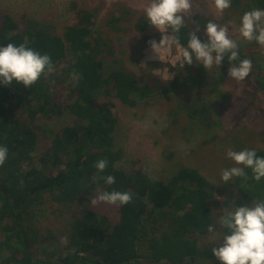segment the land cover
Returning a JSON list of instances; mask_svg holds the SVG:
<instances>
[{
  "label": "trees",
  "instance_id": "1",
  "mask_svg": "<svg viewBox=\"0 0 264 264\" xmlns=\"http://www.w3.org/2000/svg\"><path fill=\"white\" fill-rule=\"evenodd\" d=\"M245 1L264 9V0H232L231 4ZM73 6L79 8L76 2ZM129 11L125 7L108 24L118 29L116 23L130 22ZM23 16L26 23L21 27L0 8V46L24 44L48 54L54 68L28 88L15 81L0 84V146L9 150L0 167V264H140L144 257L146 264H220L212 255L213 247L201 243L210 235L208 226H216L218 221L213 182L195 168H181L166 181L140 167L118 166L124 152L115 146L114 103L108 98L112 94L134 107L154 93L210 92L214 90L206 86L210 71L195 60L185 64L182 58L171 81L146 79L140 83L125 66L105 76L103 58L113 51L106 48L102 36H93L95 12L78 9V20L62 33L47 21ZM184 23L179 33L167 31L185 48L194 25L207 22L196 18L191 23L185 17ZM196 35L207 42L200 31ZM242 49L241 59L252 61L258 70L254 73L256 86L264 91V62ZM228 64L225 55L221 66ZM246 82L253 86L250 80ZM66 90V100L61 102L58 96ZM201 104L195 109L210 123L213 117L208 102ZM64 112L73 116V123L52 130L51 142L41 147L35 122ZM214 113L218 115L216 109ZM255 150L264 157V148ZM100 159L108 161L103 173L94 167ZM245 172L246 177H233L225 188L233 186L245 201L264 199V178L257 182L251 169ZM107 175L115 177L114 184L107 185L103 179L93 182V176ZM113 190L133 193L131 203L117 205V220L91 208L92 198ZM222 206L228 211L235 208L231 199ZM226 231L222 228L223 234ZM59 234L67 237L61 252L50 253L56 255L46 259L36 257V246L48 253Z\"/></svg>",
  "mask_w": 264,
  "mask_h": 264
},
{
  "label": "rangeland",
  "instance_id": "2",
  "mask_svg": "<svg viewBox=\"0 0 264 264\" xmlns=\"http://www.w3.org/2000/svg\"><path fill=\"white\" fill-rule=\"evenodd\" d=\"M74 2L79 8L73 6ZM150 3L151 0H0V8L8 12L21 27L26 23L23 14H27L29 18L54 25L59 33L63 32L65 26L78 20V9L86 8L95 12L93 36H102L107 42L106 48L113 51L103 58L105 76L112 70L125 66L140 83L146 79L156 83L171 81L179 72L184 47L177 46L167 31L168 45L157 53L153 52L149 41L159 42L162 33L154 26L144 23L148 21L145 9ZM125 7L131 11V21L122 20L116 23L119 28L113 29L108 24L110 17L119 15ZM254 8L257 7L251 1H245L238 6L231 4L229 9L220 13L215 8L214 0H192V9L185 17L191 23L200 18L202 22L213 21L227 27L229 37L237 41L239 50L242 47L264 62V47L254 41H246L239 33L241 17ZM197 25L200 28L206 24L196 23L194 31ZM144 26L146 28L143 30ZM204 28L200 29L203 34ZM248 43L253 44L247 46ZM230 66L228 64L225 68L213 64L208 69L210 81L206 86L208 89L214 87L210 92L154 93L152 98L139 101L134 107L121 103L112 94L108 97L114 103L111 111L115 117V146L124 152L117 165L122 168H127L128 165L132 168L140 167L166 181L184 167L203 172L216 188L213 204L218 219L228 211V208L222 206L227 199H231L233 207H251L258 202L243 200L233 186L225 188L227 183L221 179L222 170L237 166L227 157V151L264 148V91L256 86L254 77L258 70H254L252 65L246 78L253 84L251 86L246 79L237 81L228 77ZM67 93L68 90L58 96L61 102L66 100ZM204 102H208L207 106L211 109L213 120L210 123L208 119L203 120L201 113L195 109ZM179 104L181 107H178ZM215 109L218 115L214 113ZM73 119L69 112L53 115L46 121L38 119L35 125L38 127L41 147L51 142L52 130L57 131L72 124ZM24 167L27 169L28 165L25 164ZM148 205L152 206L150 203ZM91 208L112 220L120 219L117 205L100 203ZM222 235V228L216 221L215 231L207 238H202L201 243L208 242L211 247L222 246ZM55 241L57 242L50 245L48 253H43L42 248L37 245L36 257L46 259L50 255L55 256L67 244V237L59 234ZM145 258L140 259V264L148 262Z\"/></svg>",
  "mask_w": 264,
  "mask_h": 264
},
{
  "label": "clouds",
  "instance_id": "3",
  "mask_svg": "<svg viewBox=\"0 0 264 264\" xmlns=\"http://www.w3.org/2000/svg\"><path fill=\"white\" fill-rule=\"evenodd\" d=\"M231 2L232 0H214V5L218 12L223 13L231 7ZM191 9L192 0H151L145 9L148 24L162 33L159 42L149 41L154 53L168 45V29L173 33L180 32L185 26V14ZM199 31L197 25L195 31L189 34L187 47L182 50L185 64L192 65L195 60L202 64L204 69H209L213 64L220 66L227 55L231 65L228 77L243 81L249 76L252 61L247 58L241 59L239 44L229 37L227 27L208 21L204 28L207 42H202L198 38L196 32ZM239 33L246 41H254L264 47V9L254 8L246 11L241 17ZM174 42L179 44V39H175ZM53 68L51 57L46 53L42 54L24 44L17 46L8 43L6 46H0V84L7 86L15 81L28 88L42 76L52 72ZM8 153L6 146H0V167L5 164ZM227 157L237 166L222 170L221 179L225 183L231 181L233 177H246L245 169H251L252 179L257 182L264 178V157H259L255 149L241 151L229 149ZM107 166L106 159H100L94 165L99 173H103ZM92 179L93 182L103 179L107 185L115 183V177L112 175L93 176ZM132 200L131 191L113 190L100 192L91 199V204L123 206ZM218 223L221 228L227 230L221 237L222 246L211 249L212 255L220 264H264V199L253 203L251 207L241 206L235 207L232 211H225L219 217ZM208 231L214 232L215 225H209Z\"/></svg>",
  "mask_w": 264,
  "mask_h": 264
},
{
  "label": "crops",
  "instance_id": "4",
  "mask_svg": "<svg viewBox=\"0 0 264 264\" xmlns=\"http://www.w3.org/2000/svg\"><path fill=\"white\" fill-rule=\"evenodd\" d=\"M169 35H171L170 33H169ZM171 37H172V35H171ZM172 40H173V37H172ZM173 42H174V40H173ZM175 43V42H174ZM176 44V43H175ZM177 46H181V45H178V44H176Z\"/></svg>",
  "mask_w": 264,
  "mask_h": 264
}]
</instances>
